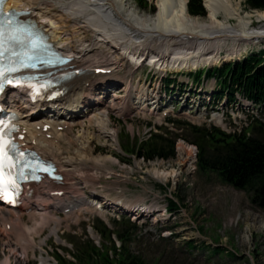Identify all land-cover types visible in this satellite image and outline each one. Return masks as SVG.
I'll use <instances>...</instances> for the list:
<instances>
[{
	"label": "bare ground",
	"instance_id": "obj_1",
	"mask_svg": "<svg viewBox=\"0 0 264 264\" xmlns=\"http://www.w3.org/2000/svg\"><path fill=\"white\" fill-rule=\"evenodd\" d=\"M155 1L157 11L148 20L137 13L127 0H10L7 3V10L16 8L31 12L42 22L52 21L54 28L49 31L53 41L73 58L71 65L83 72L67 86L68 92L60 102L36 108L24 102L22 97L13 96L9 101L21 117L23 144L52 160L64 176L62 183L44 182L37 186L24 209L18 211L28 213L30 218L41 216L38 228L54 225L52 233L57 235L56 228L61 219L52 215L50 210L61 211L71 217L82 207V210L92 212L89 209L93 205L103 212L109 208L132 211L143 206L144 201L141 200L133 206L131 203L134 202L124 197L100 196L92 192L90 198H86L81 194L94 188L99 180L98 174L110 175L111 169L107 165L111 168L110 165L116 162L112 155L107 158L93 155L95 143L107 144L103 136H106L105 140L110 139L115 147L119 146V132L110 129L113 121L111 114L124 117L136 110L144 112L151 104L146 90L138 89L134 84L136 67L147 62L162 71L173 68L177 71L193 70L199 68V64L217 62L222 51H227L229 55H241L240 44L251 40L264 42V26L251 29L254 19L259 23L264 21V13L243 17L239 9L241 6L233 5L231 0H204L211 19L208 25L193 22L188 13L187 0ZM220 16L223 22L219 20ZM231 20L238 23L231 26ZM228 38L232 39L230 49ZM105 50H110V54L104 60L99 59ZM130 63L137 66L132 68ZM121 68L128 70L126 76L119 74ZM117 84H122L120 96L115 94L106 99H94L97 93L111 91ZM110 98L112 100L107 103ZM216 120L220 121L219 118ZM76 126L82 131L72 139L70 135ZM91 127L95 128L94 132L90 131ZM63 151L72 155L61 160ZM178 152L181 167L192 164L194 150L179 145ZM153 176L160 182L177 177L176 171L159 170H155ZM34 196L36 198L32 199ZM4 212H18L0 207V223L15 233L17 244L21 248H36L32 235L37 231L28 227L18 229L24 224V218L20 216L15 218V222L21 226L12 227L15 222L9 221ZM40 262L49 264L44 256H41ZM10 263L8 260L1 262Z\"/></svg>",
	"mask_w": 264,
	"mask_h": 264
},
{
	"label": "rangeland",
	"instance_id": "obj_2",
	"mask_svg": "<svg viewBox=\"0 0 264 264\" xmlns=\"http://www.w3.org/2000/svg\"><path fill=\"white\" fill-rule=\"evenodd\" d=\"M127 1L137 13L147 20L155 16L157 1ZM231 1L233 5L241 6L239 9L243 17L248 14L255 16L258 13H264L248 9L246 0ZM203 4L206 17L190 16L194 23L208 25L211 19L204 0ZM153 7L154 11L153 9L150 11V8ZM219 20L224 21L221 16ZM237 23L236 20L230 21L231 26H235ZM263 26L264 21L259 23L254 19L251 29H259ZM227 40L228 49H230L232 39L228 38ZM257 43L258 41L251 40L240 44L241 55H229L227 51H222L217 62H210V65L199 64L198 69L222 66L243 60L246 55L264 49V42ZM109 54L110 50H105L100 54L99 59L104 60ZM130 65L132 68L137 66L135 63H130ZM134 71V84L138 89L147 88L149 92L151 89L153 91L156 89L159 84L156 82L159 71L150 67L148 63L136 67ZM176 71V68L170 69L169 72L173 73L170 75L178 76L177 80L180 86L185 85L188 82L187 76L183 75L182 77ZM195 71L184 70L183 73L189 74ZM127 72L126 68H121L119 74L126 76ZM120 86L122 84H117V89ZM215 88L213 80H204L199 89V93L200 91L202 93L200 102H204L205 95H208L209 92L212 93ZM116 94L120 96L121 90H116ZM110 96L109 91L100 92L94 96V99H106ZM110 100L112 99L110 98L106 102L109 103ZM196 101H199V97ZM159 114L155 111L152 114L137 111L127 117H119L116 113L111 114L113 121L110 129L119 132V146L115 147L110 139H106L109 140L106 141L104 139L106 136L102 138L107 143L106 145L95 143V147L93 144L92 146L94 147V157L107 158L110 155L114 157L115 164L110 165L111 168L108 167L109 164L107 165V168L111 169L112 175L98 174L99 180L94 188L83 191L82 196L90 198L92 192H96L100 196L124 197L127 201L134 202L131 203L133 206L137 205L139 200L145 201L149 197L154 198V194L159 197V201L156 202L160 203L149 202L150 206L154 207L151 209L152 211L157 209L155 216H141L136 219L132 214V220L136 222L138 230L132 232L133 236L126 247L130 253L142 257L148 264H264V210L253 202L251 190H238L225 183L217 173L201 170L197 158L191 165L181 167L178 148L177 157L174 159L143 162L138 153L140 145L147 141H153L152 136L156 134L169 140H175V149L181 138L189 145L197 146L189 141L190 136L193 135L187 125L167 124L166 121L159 120ZM218 114L223 115L221 110L211 108L206 115L200 116L199 120L189 122L177 111L166 119L189 122L201 128L206 126L210 131H212L210 128L215 126L227 134L237 130L242 131L244 128H247L250 134L251 128L249 129L248 126L251 123V126L255 124L254 119L246 117L247 114L233 113L224 114L223 123L220 124L211 117ZM258 118L264 121V114H260ZM81 131L82 129L79 127H74L70 138L78 136ZM90 131L94 132L95 128L91 127ZM133 149L134 151H131ZM125 152L129 155H126ZM70 155H72L71 152L63 151L60 159L69 158ZM155 170L171 173L176 171L177 177L159 184L152 178ZM118 200L121 199L118 198ZM170 200H174L179 206L177 211L162 212L164 207L167 208ZM157 206L158 208H156ZM82 209L84 208L80 209L78 215L74 214L71 217L67 213L61 211L56 213L54 210H50L52 215H58L61 219V224L56 228L57 235L52 233L54 225L45 226L43 229L38 228L37 225L42 220L41 216L30 218L28 215L4 212V216L9 221L15 222V218L17 219L18 216L24 218L23 227L21 225L20 227L17 222L12 227H20L18 228L20 230L28 227L37 231L32 235L36 248H21L19 243L17 244L18 238L16 239L15 233L0 223V264L4 260H8L11 262L10 264H41V256L47 258L49 264H79L77 260L79 257H84L83 252L86 250L87 256L93 257L94 261L91 264H103L102 258L107 255L114 258V246L118 249L121 248V242L116 235L110 236L109 232H106L105 226L110 230H115L113 220H119L122 216L127 220L128 216L123 214L125 212L123 210L126 209L120 208L117 211L106 209L104 212L97 209L96 206H90L89 210L92 212ZM20 241L22 240L20 239ZM41 243L43 244L41 245ZM190 243L193 247L189 245ZM93 247L96 249L91 252ZM214 249L222 251L217 253L213 251Z\"/></svg>",
	"mask_w": 264,
	"mask_h": 264
},
{
	"label": "trees",
	"instance_id": "obj_3",
	"mask_svg": "<svg viewBox=\"0 0 264 264\" xmlns=\"http://www.w3.org/2000/svg\"><path fill=\"white\" fill-rule=\"evenodd\" d=\"M246 5L250 10L264 11V0H246ZM150 9L154 11V7ZM188 13L193 17H206L203 0H188ZM206 75L209 78L215 77L218 81V92L214 95L216 101L227 97L230 102H235V95L238 93L253 102L264 114V50L252 53L242 61L208 70ZM193 76L200 81L201 73ZM167 83L174 81L169 80ZM187 127L193 135L189 141L198 148L199 168L217 173L225 183L238 190H251L253 202L264 210V121L255 119V124L249 126L250 134L248 129H244L242 133L226 134L216 128L210 131L206 127ZM152 137L153 141L140 145L142 148H139V156L146 161L176 157L175 140L157 134ZM178 207L175 201H169V211H177ZM113 223L115 230H110L107 226L105 230L110 236L116 235L122 247L118 249L114 246V258L105 256L102 258L103 264H148L142 257L130 253L126 248L133 236L132 232L137 231L138 226L125 218L120 221L113 220ZM189 245L193 247L192 243ZM94 249L96 247L91 252ZM86 251L83 252L84 257L78 258L79 264H91L94 261L93 257L87 256ZM213 251L219 253L222 250Z\"/></svg>",
	"mask_w": 264,
	"mask_h": 264
},
{
	"label": "snow or ice",
	"instance_id": "obj_4",
	"mask_svg": "<svg viewBox=\"0 0 264 264\" xmlns=\"http://www.w3.org/2000/svg\"><path fill=\"white\" fill-rule=\"evenodd\" d=\"M4 0H0V16H3V8L2 5ZM12 21L9 20H0V77L4 76L6 71H17L16 68H4L2 66V59L4 52L7 49L4 48V38L6 35L5 25H11ZM8 39L11 41H16V37L14 35H9ZM32 47H35V44H32ZM16 53H13L15 55ZM8 83H12V81H8ZM8 126L3 122L0 121V199H9L11 200L8 194V187L11 185L13 188L18 187L16 180L12 176L13 170L16 169V162L13 161L12 157L9 156V149L14 151L21 160L24 158V153L21 152L17 145L12 143L10 139H7L4 134V129ZM24 167H30L28 164H24ZM6 169L9 171L6 173ZM23 175V172H21Z\"/></svg>",
	"mask_w": 264,
	"mask_h": 264
}]
</instances>
